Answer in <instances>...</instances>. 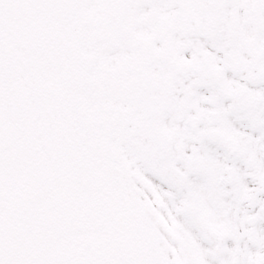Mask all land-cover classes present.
<instances>
[{"label": "snow or ice", "instance_id": "1", "mask_svg": "<svg viewBox=\"0 0 264 264\" xmlns=\"http://www.w3.org/2000/svg\"><path fill=\"white\" fill-rule=\"evenodd\" d=\"M0 264H264V0H0Z\"/></svg>", "mask_w": 264, "mask_h": 264}]
</instances>
